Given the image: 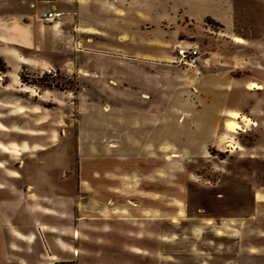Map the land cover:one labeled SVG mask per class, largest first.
<instances>
[{"label":"rangeland","instance_id":"rangeland-1","mask_svg":"<svg viewBox=\"0 0 264 264\" xmlns=\"http://www.w3.org/2000/svg\"><path fill=\"white\" fill-rule=\"evenodd\" d=\"M121 2L133 20L95 31L106 38L92 45L111 50L101 52L86 49L84 22L47 25L36 20L44 5H26L31 19L21 0H0V264H48L45 253L62 264H264V0ZM177 43L209 62L188 70L157 121L172 126L171 146L152 147L153 124L134 128L111 98L119 69L103 56L171 64ZM233 111L255 126L239 120L245 132L229 134ZM133 131L139 142L123 139ZM123 207L139 228L103 217ZM26 232L38 234L28 252Z\"/></svg>","mask_w":264,"mask_h":264},{"label":"crops","instance_id":"crops-1","mask_svg":"<svg viewBox=\"0 0 264 264\" xmlns=\"http://www.w3.org/2000/svg\"><path fill=\"white\" fill-rule=\"evenodd\" d=\"M21 3L18 6L24 5L25 9L19 10L18 13L25 16L30 17L28 7L30 9H43L42 14L47 11H56L63 13L65 15V19L69 18L74 20H79L84 22L79 24L80 26L84 27L86 31L82 34L85 37L87 45L91 46L102 38H106L104 35L97 34L95 31H99L100 33H104V31L110 26L109 22H120V21H129L133 20L126 17L124 14L123 2L121 0H21ZM45 7H42V6ZM42 7L41 9L39 7ZM38 7V8H37ZM26 17V18H27ZM32 19V17H30ZM139 18V16H138ZM64 19V21H65ZM42 21V16H39L38 19ZM94 21H105L107 23L106 26L99 29L93 22ZM94 31V32H91ZM44 33V32H43ZM130 37L131 35H122L121 37ZM54 39V38H53ZM95 41H94V40ZM90 41V43H89ZM189 44V43H188ZM82 45V43H81ZM93 48L86 47V49L91 51H101V52H111L110 47H106V49H97L99 45H92ZM175 54L173 55L172 63L171 64H163L157 62L155 57L143 56L142 58H129V57H121V56H113V55H106L104 57V61L106 66L109 68H118L117 78L116 81L112 80L113 82L111 85L118 84V89H113L112 87H108V92L110 93L111 98L117 99V107L125 111L127 113L133 114L138 117V120L134 122V128L140 131L141 128H150L151 124H153V131L150 132V137L146 136L143 139H147L149 145L152 147H156L154 144L158 142V139L161 140V147L168 148L171 146V143L167 139V133L171 132L172 126L168 125H161L157 124L159 118L166 116L167 112L170 110V105L176 96L177 90L182 85L183 80L187 82V78L185 75L187 74L188 70L193 69H184L175 64ZM86 61V60H85ZM88 63V62H87ZM87 69H91L90 63L86 66ZM207 65L200 67L199 69H206ZM197 69V70H199ZM195 71V70H194ZM200 72V71H199ZM179 75V78L176 79L174 82L173 76ZM115 81V83H114ZM253 83V82H251ZM250 83V84H251ZM249 84V85H250ZM248 85V88H249ZM115 94L116 96H114ZM235 112V111H233ZM232 113V112H230ZM229 113V114H230ZM237 113V112H236ZM246 116V115H241ZM248 117V116H246ZM250 118V117H248ZM251 119V118H250ZM146 122V123H145ZM138 124V125H136ZM117 132L122 134L121 130L118 129ZM125 135L123 139H127V142L130 141H137L135 137V131L131 133L124 132ZM141 133V132H140ZM158 133L164 134V140L158 137ZM129 134V135H128ZM154 142V144L151 143ZM134 142V143H135ZM122 158V157H120ZM124 161V160H123ZM125 162V161H124ZM262 172V170H261ZM261 172L258 171L260 174ZM257 173V172H256ZM132 196V193L125 194V196ZM131 204V203H130ZM136 204V203H134ZM130 207L126 208H112L109 213L103 214L104 218H110L107 214H112L114 218L123 219L126 218H134L135 221L137 220V216L135 215L136 212L134 210H130ZM137 207H134V209ZM114 219L112 221H116ZM106 221L107 220H103ZM124 222L123 220H117V222ZM136 227H140L139 220H137ZM23 236V243L25 244V248L22 251H30L31 247L33 246L34 242L38 241V234H34L33 232H26ZM14 245V244H13ZM14 247V246H13ZM19 248L18 246H15ZM14 249V248H13ZM17 252V251H13ZM31 256V255H30ZM42 259L44 262L48 261V264L52 261L59 263V260H52L54 259L49 255V253H45L42 255ZM2 264H13L14 261L6 255L4 259H2ZM19 264H29V261L25 260H18ZM62 264V262L60 263Z\"/></svg>","mask_w":264,"mask_h":264},{"label":"built area","instance_id":"built-area-1","mask_svg":"<svg viewBox=\"0 0 264 264\" xmlns=\"http://www.w3.org/2000/svg\"><path fill=\"white\" fill-rule=\"evenodd\" d=\"M65 19V15L56 11H47L42 14V21L47 25L61 23ZM175 64L184 69H197L207 65L209 59L205 52L194 44L177 43L174 47ZM49 264H60L52 261Z\"/></svg>","mask_w":264,"mask_h":264},{"label":"bare ground","instance_id":"bare-ground-1","mask_svg":"<svg viewBox=\"0 0 264 264\" xmlns=\"http://www.w3.org/2000/svg\"><path fill=\"white\" fill-rule=\"evenodd\" d=\"M235 43L238 45L243 44V41L241 38H236ZM250 90H261V85L253 82L249 85ZM231 120H228L225 123V128L229 132V134H239V132H245V130L242 128L241 124L238 122L239 120L241 122H244L247 125H253L255 126V122H253L250 118L246 116H241L239 113L232 112L229 114ZM228 147H232V149H236L235 146L229 144ZM5 151V150H4ZM6 152V151H5ZM133 207H137L136 204H131Z\"/></svg>","mask_w":264,"mask_h":264}]
</instances>
